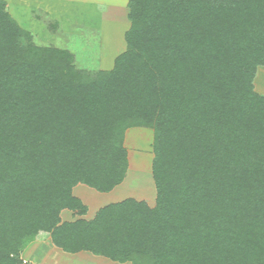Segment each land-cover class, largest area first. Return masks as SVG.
<instances>
[{"label":"trees","instance_id":"trees-1","mask_svg":"<svg viewBox=\"0 0 264 264\" xmlns=\"http://www.w3.org/2000/svg\"><path fill=\"white\" fill-rule=\"evenodd\" d=\"M109 71L36 44L0 0V264L28 239L133 264H264V0H128ZM154 131L156 203L83 216L120 185L126 131Z\"/></svg>","mask_w":264,"mask_h":264},{"label":"rangeland","instance_id":"rangeland-1","mask_svg":"<svg viewBox=\"0 0 264 264\" xmlns=\"http://www.w3.org/2000/svg\"><path fill=\"white\" fill-rule=\"evenodd\" d=\"M5 1L11 16L24 30L32 33L36 44L54 45L70 51L78 70L93 74L112 70L117 57L127 50L125 35L131 26L128 0ZM253 83L255 91L264 95V65L257 68ZM125 146L129 166L124 181L106 193L83 183L75 185L73 193L87 206V212L79 216L73 210L63 209V221L92 219L101 207L130 197L155 205L157 190L152 172L155 158L153 129H128ZM37 245L47 248L45 261L40 264H66L61 253L52 248L55 245L50 236L28 239L19 249V264H38L34 260Z\"/></svg>","mask_w":264,"mask_h":264},{"label":"crops","instance_id":"crops-1","mask_svg":"<svg viewBox=\"0 0 264 264\" xmlns=\"http://www.w3.org/2000/svg\"><path fill=\"white\" fill-rule=\"evenodd\" d=\"M36 248H38V250L35 253L36 256H34V258L35 257L36 258L34 260H37L38 261L37 263L40 264L43 262L45 258V254H47V248L41 245H37ZM52 248L56 249L57 252L61 253L62 258L66 259V264H92V263L93 264H129V262L127 263L115 262L106 257L96 256L87 251H81V252L73 254V253H67L63 251L62 249L55 247V246H53Z\"/></svg>","mask_w":264,"mask_h":264}]
</instances>
